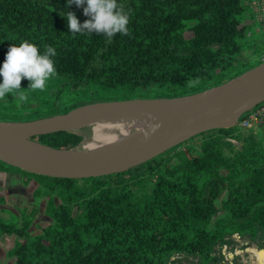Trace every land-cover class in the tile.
<instances>
[{
	"label": "trees",
	"instance_id": "trees-1",
	"mask_svg": "<svg viewBox=\"0 0 264 264\" xmlns=\"http://www.w3.org/2000/svg\"><path fill=\"white\" fill-rule=\"evenodd\" d=\"M119 3L129 14V32L109 39L69 32L67 11L80 22L88 17L67 0H0V64L23 40L57 52L47 87L23 89L27 102L8 93L0 99V121L35 120L109 100L193 94L261 62L264 30L245 24L247 0ZM248 29L255 45L247 59ZM28 85L22 78L21 87ZM33 139L73 150L84 136L71 130ZM0 170L22 173L21 187L31 186L25 208H11L17 221L0 215V243L13 239L11 264H167L174 253L208 264L233 234L264 238V135L240 124L208 130L140 166L102 177L33 174L1 160ZM2 203L0 210L10 208ZM41 213L48 219L34 222ZM32 225L39 233L31 232Z\"/></svg>",
	"mask_w": 264,
	"mask_h": 264
},
{
	"label": "water",
	"instance_id": "water-1",
	"mask_svg": "<svg viewBox=\"0 0 264 264\" xmlns=\"http://www.w3.org/2000/svg\"><path fill=\"white\" fill-rule=\"evenodd\" d=\"M263 101L264 61L220 85L193 94L109 100L35 120L0 121V160L33 174L58 178L83 179L122 173L208 130L239 124L246 113ZM153 111H166L157 132L88 153L76 152L81 144L73 150H60L33 139L37 135L78 131L126 114ZM182 113H189L192 118L175 124L176 117ZM13 142L33 146L19 147L12 145Z\"/></svg>",
	"mask_w": 264,
	"mask_h": 264
},
{
	"label": "rangeland",
	"instance_id": "rangeland-1",
	"mask_svg": "<svg viewBox=\"0 0 264 264\" xmlns=\"http://www.w3.org/2000/svg\"><path fill=\"white\" fill-rule=\"evenodd\" d=\"M247 4L250 7V11L248 12L250 16L247 17L245 24L251 25V24L258 23L259 28L257 29L259 30L261 28L264 30V0H247ZM258 30L257 32H260V30L259 31ZM254 34H255L254 31L251 29H248L246 31L245 38H246V42L248 45L246 44V46L243 49L242 55L244 58L248 59L250 55L252 56V49L254 50L253 46L255 45L253 44V42H255V40L253 39V36H255ZM186 35L190 37L193 35V33L188 31ZM262 54H264V52ZM218 110L223 111L222 109H218ZM162 114H163L162 111H155V112L153 111V112L141 113V114H126L119 118H114V119L106 120L100 123H94V124L84 126L78 130L81 134H83L84 140L81 143V146L77 148L76 152L88 153V152H92V150H97L100 148L101 149L107 148L109 146H112V144L115 145L116 141L115 142L111 141L110 140L111 137L114 140H116L120 136H125L127 141H124L123 142L124 144L127 142L141 139L146 135L155 133L158 130L159 123L162 122L163 120L162 118L165 117V115L161 117ZM155 115H158L157 116L158 118H156ZM188 115H191V114H188ZM151 117H155V118L152 119ZM149 119H151V121H149ZM127 128L129 131L127 130ZM254 130L264 135V128L262 129L255 128ZM197 141H195V143H198ZM236 144L238 147H241V143L236 142ZM4 171H8V170H4ZM8 172H11V171H8ZM13 173H15L18 178L15 181V183H17L18 181V184H21L20 182H22L21 179H23V174L18 173V172L17 173L13 172ZM0 176H1L0 184H3L2 188L5 189L4 187H10L12 189V191L11 189L10 190L5 189L2 191L0 190L1 192L4 193L3 197H1L2 195H0L1 197L0 202H3L2 204H4L8 201V203L5 206H10V208L7 210L6 209L0 210V215L2 217H7V218L9 217V219L17 221L19 217L14 212V210L11 208L20 205L21 207L20 212L22 209L25 208L24 206L22 207L21 205H24L23 200L26 201V200L31 199V194H29L31 193L30 192L31 186L30 187L25 186V187H19V188L17 187L16 189H14L9 184L11 176H9L8 174H6V176H4L3 174H0ZM0 189H1V186H0ZM9 191L11 193H8ZM6 193H8L9 196ZM10 198H12L11 202H9L8 200ZM31 206H32V203L30 205H26V207L29 209L32 208ZM3 212L7 214H3ZM42 219L43 220L48 219V216L45 213H41L38 217H36L34 222L38 223ZM31 232L33 234L39 233L38 226L32 225ZM230 238H231L230 239L231 242L228 243V248L224 251L225 255H227V258L224 255L222 256L223 254L222 250H224L223 247L221 248L218 246L214 254L218 257L222 256V258L220 260L214 261L212 264H257L256 263L257 256L255 252H253V248H257L260 251H264V248L262 247V240L255 241V240L250 239L249 236H244L239 233H236ZM7 242L9 244H7ZM12 245H13L12 238L7 239V241L4 244L0 243V264H11L10 263L11 260L8 254V249L11 248ZM2 247H5V248H2ZM200 261H201L200 258L197 256H193V255L186 254V253H174L170 261L167 264H200Z\"/></svg>",
	"mask_w": 264,
	"mask_h": 264
},
{
	"label": "clouds",
	"instance_id": "clouds-1",
	"mask_svg": "<svg viewBox=\"0 0 264 264\" xmlns=\"http://www.w3.org/2000/svg\"><path fill=\"white\" fill-rule=\"evenodd\" d=\"M82 7L88 19L80 22L73 11H67L66 19L72 34L98 33L113 38L117 33L128 34L129 14L124 11L119 0H67ZM56 49L45 46L40 49L35 42L23 40L13 44L0 64V99L11 93L20 102H27L23 89L44 90L52 76L56 74L54 57ZM22 78L29 80L27 88L21 87Z\"/></svg>",
	"mask_w": 264,
	"mask_h": 264
},
{
	"label": "built area",
	"instance_id": "built-area-1",
	"mask_svg": "<svg viewBox=\"0 0 264 264\" xmlns=\"http://www.w3.org/2000/svg\"><path fill=\"white\" fill-rule=\"evenodd\" d=\"M261 62L264 61V54L260 58ZM239 124L244 128H264V101L251 110L250 113L243 116Z\"/></svg>",
	"mask_w": 264,
	"mask_h": 264
},
{
	"label": "bare ground",
	"instance_id": "bare-ground-1",
	"mask_svg": "<svg viewBox=\"0 0 264 264\" xmlns=\"http://www.w3.org/2000/svg\"><path fill=\"white\" fill-rule=\"evenodd\" d=\"M88 110V109H87ZM155 112V111H154ZM163 112V114L161 115V117H163L164 115H166V111H162ZM152 114H154V113H152ZM151 114V115H152ZM186 114V115H185ZM189 113H182V114H180V115H178L177 117H176V119H175V124L176 123H183V122H185V121H187V120H189V117L191 116L192 117V115H188ZM160 115V114H159ZM158 115H155V117L156 118H158L157 117ZM155 117H151L152 119L153 118H155ZM160 117V118H161ZM191 117H190V119H191ZM163 119V118H162ZM149 121H151V119H149ZM138 123V122H137ZM148 125V124H147ZM156 125V124H155ZM115 128V127H114ZM127 130H128V128H127ZM129 131V130H128ZM127 136V135H126ZM101 140V139H100ZM111 141H116V145H117V143L119 144H122L124 141H127V139L125 138V136H120L118 139H116V140H114L112 137H111V139H110ZM102 141V140H101ZM104 142V141H103ZM93 143V142H92ZM12 145H15V146H19V147H32L33 145H27V144H23V143H21V142H13V143H11ZM113 145V144H112ZM98 146V145H97ZM104 147V146H103ZM101 149V148H100ZM253 252H255V254H256V256H257V261H256V263L257 264H264V251H260V250H258L257 248H253ZM261 252V253H260Z\"/></svg>",
	"mask_w": 264,
	"mask_h": 264
},
{
	"label": "crops",
	"instance_id": "crops-1",
	"mask_svg": "<svg viewBox=\"0 0 264 264\" xmlns=\"http://www.w3.org/2000/svg\"><path fill=\"white\" fill-rule=\"evenodd\" d=\"M0 174H3L4 176H6V174H8L9 176H11V179H10V181H9V184L12 186V188H15V186L18 184V181H17V183H15V181L18 179L17 178V176H16V174L15 173H13V172H8V171H4V170H0ZM1 177V176H0ZM2 179V178H1ZM0 186H1V189L2 190H10L11 188L10 187H4L5 189H3L2 188V186H3V184H0ZM19 187H21L22 186V183L21 184H19L18 185ZM11 191H12V189H11ZM9 196V195H8ZM7 244H8V242H7ZM7 244H6V246H7ZM5 246V247H6ZM9 246V245H8ZM5 247H2V248H5Z\"/></svg>",
	"mask_w": 264,
	"mask_h": 264
},
{
	"label": "flooded vegetation",
	"instance_id": "flooded-vegetation-1",
	"mask_svg": "<svg viewBox=\"0 0 264 264\" xmlns=\"http://www.w3.org/2000/svg\"><path fill=\"white\" fill-rule=\"evenodd\" d=\"M233 235H235V234H233ZM233 235H232V236H233ZM230 237H231V236H230ZM230 237L227 238V239L229 240V242H227V243H225V244H223V245H219V247H221V248L223 247L224 250H222V251H223V252H222V253H223L222 256L224 255L226 258H227V255H225V252H224V251L228 248V243L231 242V240H230L231 238H230ZM249 238H250V237H249ZM250 239H252V238H250ZM252 240H253V239H252ZM258 240H262V247L264 248V238H263V239H257V240H255V241H258ZM214 255H215V254H214ZM193 256H194V255H193ZM215 256H216V255H215ZM222 256H219V257L216 256L215 259H214V260H211L208 264H212L214 261H216V260H220V259L222 258Z\"/></svg>",
	"mask_w": 264,
	"mask_h": 264
}]
</instances>
